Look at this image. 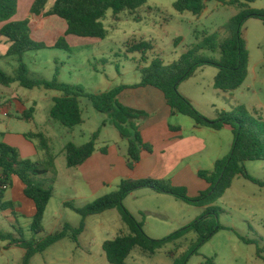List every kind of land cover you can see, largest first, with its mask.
Here are the masks:
<instances>
[{
	"label": "trees",
	"instance_id": "1",
	"mask_svg": "<svg viewBox=\"0 0 264 264\" xmlns=\"http://www.w3.org/2000/svg\"><path fill=\"white\" fill-rule=\"evenodd\" d=\"M217 2L238 6L240 12L226 25L229 36L220 41L216 35L205 36L201 44L193 47L183 54L176 62L164 65L161 60L155 59L151 65L141 70V81L134 86H117L101 93L90 94L80 86H72L61 83L58 80L59 70L56 71L52 81L35 76L24 63V56L30 52L48 49L45 44L37 42L32 37V29L28 19L20 22L11 20L18 13V0H0V38L8 39L11 43L7 57L16 58L18 67L13 75L0 69V86L9 87L19 84L27 90L45 89L57 91L61 96L54 99L51 109V118L63 127L73 130L83 124L80 100L87 98L94 109L108 117V124L115 127L121 138L128 141L127 167L134 170L140 163L142 152L152 153L153 148L144 143L139 121L147 118L146 112L124 106L119 101V96L127 89L154 88L160 91L171 109V115H182L192 119L197 127L209 128L221 131L230 127L234 136L232 152L219 159L212 171H199L198 177L208 184V189L193 198L189 196L186 187L175 186L170 180H122L117 191L97 199L93 203L77 208L70 203L65 207L72 209L81 216L82 222L75 228L70 224H64L61 229L44 239H37L45 233L44 219L47 207L54 197V188H45L38 182V178L45 176L55 169V156L49 142L43 134L27 135L29 140H39V148L47 153L44 162H33L21 158L17 149L0 143V210L14 209V204L5 201V194L13 186V178L18 177L25 186V196L32 200L36 206V214L33 218L30 231L33 234L27 239L21 228L16 229V235L0 230V242H6V248L18 247L25 251L22 264H31L34 256L46 252L55 244L71 239L78 243L85 232L86 219L97 216L111 210H119L123 223L129 230L128 235L118 236L116 239L105 242L103 250L110 264H127V260L133 251L139 249L145 255H155L167 244L175 243L185 238L189 233L195 232L197 242L192 250L181 260L174 264H186L191 255L198 254L205 244L223 230H232L220 222L221 209L213 203L223 198L225 193L232 188L235 179L244 178L249 182L264 188L261 181L246 170L248 162H264V120L253 119L249 116L245 107H238L233 113L223 112L219 119L210 121L206 119L192 104V102L179 92L180 85L191 78L198 69L212 66L218 69L215 78V89L224 93H232L239 90L249 76L250 53L246 41L242 36V29L249 19L260 20L264 25V10H253L248 4L259 0H216ZM147 4V0H35L30 14L32 16L55 17L67 25L64 36L60 37L53 49L70 52L68 37L83 39H105L107 31L103 20L109 11L115 16L123 12H136ZM174 9L179 13H192L201 16L206 9L205 0H177ZM180 40L176 41L179 44ZM153 50L151 44L140 43L134 45L130 52L142 53L143 58ZM202 51L219 53L220 59L204 58L200 56ZM142 61H146L145 58ZM35 110L29 109L25 118L30 119ZM105 126V124H104ZM173 131L180 128L171 127ZM100 131L96 132L92 140L77 146L69 143L65 153L67 166L75 169L85 164L96 151V142ZM107 154V150H102ZM5 187L7 189H5ZM152 190L161 195H170L184 203L204 208L203 215L192 223L175 232L171 236L155 240L144 231V224L124 206V201L134 192L140 190ZM254 244L253 241H244ZM264 252L258 251L259 258ZM204 264H216L213 258H205Z\"/></svg>",
	"mask_w": 264,
	"mask_h": 264
},
{
	"label": "rangeland",
	"instance_id": "2",
	"mask_svg": "<svg viewBox=\"0 0 264 264\" xmlns=\"http://www.w3.org/2000/svg\"><path fill=\"white\" fill-rule=\"evenodd\" d=\"M176 1L147 0V4L136 12L126 11L118 16L109 11L106 19L103 20L107 31L105 39L71 37L70 39H77L78 42L69 43L70 52L53 48L30 52L24 56V63L37 77L52 81L56 71L59 70L58 80L61 83L80 86L90 94H101L117 86L139 84L141 70L149 67L155 59L161 60L164 65H170L190 49L201 44L205 36L216 35L220 41L224 40L229 36L226 25L241 11L238 6L224 5L216 0H205L204 13L201 16H195L189 12H177L174 9ZM248 8L264 10V0L248 4ZM19 11L23 18L30 13L25 6H22ZM55 20L64 23L58 18ZM43 36L44 33L41 32V39ZM242 36L247 43L250 60L249 76L239 90L232 93L216 90L214 85L218 69L212 66L198 69L179 87V92L210 121L218 120L223 112L233 113L238 107H245L253 119L262 118L264 120L263 23L257 19L247 20L242 29ZM178 39L180 42L176 44ZM140 43H148L153 47V50L144 57L146 61H142V53L130 52L134 45ZM200 56L220 59L219 53L207 51H202ZM2 59L0 57V66L13 75L18 64L12 62V68H6L2 65ZM13 59L16 58L13 57ZM6 92L11 93L3 87L0 88V95H5ZM21 92L39 101L41 108L38 109V116L43 124L41 129H45V124L51 120L49 116L52 106L51 97L53 95L60 97L61 93L45 89H35V94L27 89ZM6 96L10 97V95ZM80 106L85 123L76 127L73 132L58 122H55L57 125L54 126L55 130L47 128V131L46 129L44 131L51 137L50 148L59 166L63 161V153L60 150L65 142L85 145L99 130H101V136L96 142V148L118 144L116 146L121 149V143L124 145L128 143L127 140H121L118 130L108 124V117L98 113L89 99L82 98ZM158 113L161 114L160 109L159 111L157 109L154 115L148 114L147 118L139 121L140 131L144 124L152 121ZM179 125L183 127L184 136H192V129L195 126L192 119L182 115H176L170 119L171 127ZM207 131L211 134L203 136L209 148L224 149L228 152L227 154L232 152L234 144L232 131L212 132L211 129ZM36 142L40 144L39 140ZM40 150L47 157V153ZM127 162L128 154L126 165ZM245 167L253 177L264 181V162H248ZM127 169L130 170L128 167ZM59 170H61L60 167L58 172ZM115 191H117V186L109 185L97 196L87 198L82 202L75 201L74 204L80 208ZM59 193V198L55 197L51 205L54 211L49 212L47 216L46 231L48 233L46 234L52 230L50 217L56 208L59 209L61 198L72 196V194L73 196L78 195L62 185ZM213 205L221 209V224L232 230L217 233L211 241L199 249L198 254L191 255L186 264H204L205 258H213L216 264H264V260L258 255L259 250L264 252V188L239 177L235 179L232 188L225 193L223 198L216 200ZM124 206L139 222L144 224L145 233L155 240L171 236L201 217L204 212L203 209L177 200L173 196L157 194L148 189L140 190L134 196H129L124 201ZM66 216V223L75 224L81 220V216L71 210H67ZM120 223L124 233L128 235L129 230L121 218ZM94 226L90 223V231L95 230ZM0 229L8 233L13 232L5 220H0ZM44 236L45 233L37 239L45 238ZM197 239V234L191 232L182 240L167 244L155 255H145L136 249L132 252L127 264H174L176 260L183 259L192 250ZM246 240L253 241L254 244H247L244 242ZM2 245L3 242H0V247ZM4 254L7 256L0 253V264H21L17 254L12 252H4ZM11 255L14 257L10 259ZM262 256L264 257V253Z\"/></svg>",
	"mask_w": 264,
	"mask_h": 264
},
{
	"label": "crops",
	"instance_id": "3",
	"mask_svg": "<svg viewBox=\"0 0 264 264\" xmlns=\"http://www.w3.org/2000/svg\"><path fill=\"white\" fill-rule=\"evenodd\" d=\"M34 2L35 0H18V13L11 21L20 22L28 19L30 21L33 39L52 48L59 38L64 36L67 25L66 23H59L55 20V17L44 18L43 16H32L30 13L26 18L21 17L20 8L25 6L27 10H31ZM41 32L44 33L43 39H41ZM68 38V43L78 42L77 39ZM10 46L11 43L8 39L0 38V57L3 58L2 65L6 68H12V62L17 63L13 57H7ZM0 69L6 72L5 68L1 66ZM1 87L7 91H11V93L8 94L6 92L5 95H0V143H5L17 149L21 158L24 160L36 162L46 161L47 157L39 149V144L36 140H29L27 135L43 134L47 137L50 146L51 137L47 132L45 134L44 131L45 129L47 131V128L55 130L54 126H57L55 125L56 121L51 118L50 112L54 106V99L59 96L53 95L51 97L52 106L49 112L51 120L47 121L48 123L45 124V129H41L43 124L38 116V109L41 108L39 101L36 98L24 95L22 92L20 93L24 88L22 89L19 84ZM30 91L33 92L32 94H35V90ZM6 95H10V97ZM119 101L124 106L144 111L147 115H154L157 109L158 111L159 109L161 110V114H156L154 119L145 123L140 131L144 143H150L151 145L147 144L150 146L153 145V152L148 153L143 151L140 163L136 165L134 170L130 171L126 167L128 143L127 145L121 143V149H118L116 146L118 144L96 148L93 156L85 164L78 168L70 169L67 166L65 149L69 143L73 142H65L60 150L63 153V161H61L60 166L56 159L55 169L37 179L45 188L52 187L55 189L54 197L50 201L45 214L44 237L57 232L66 224L67 210L73 211L65 207L66 203L77 207L74 204L75 201L82 202L86 201L87 198L97 196L102 190L109 187V185H116L118 189L122 180H143L149 178L170 180L175 186L186 187L189 196L195 198L209 187L205 181L198 177V172L202 170L212 171L215 163L219 159L229 155L224 149L209 148L203 136L211 134L207 131L210 130L209 128L197 127L195 125L192 129L191 137L184 136L181 125L175 127L180 128V130L173 131L170 128V119L175 116L171 115V109L167 105L164 95L154 88L127 89L119 96ZM31 108L35 112L30 119H26L25 114ZM84 123L85 121L83 120ZM223 130L232 131L230 127H225ZM99 131L101 136V130ZM211 131L215 132L214 130ZM121 140L123 139L121 138ZM103 149L107 150V154L102 153ZM59 167L61 170L58 172ZM61 185L66 186V188L74 191L79 196H73L72 194V196L61 198L59 209L56 208L50 217L52 230L49 234H46L47 216L49 212L54 211H52L51 205L55 197L59 198ZM24 191L25 186L23 182L18 177H14L12 188L8 189L5 194V201L14 204V209L6 211L0 210V220H5L10 225L13 231L12 234L16 235V229L21 228L26 238L31 239L33 234L30 231V227L36 214V206L32 200L25 196ZM137 192L140 191H136L130 196H134ZM89 204H85L80 208ZM201 209L204 210V208ZM120 218L121 215L117 209L89 217L85 221V232L80 237L78 243H74L71 239H65L49 248L46 252L34 256L31 264H110L103 250V246L107 241L114 240L120 235H126L120 223ZM81 222L82 218L75 224H68L77 228ZM90 223L95 225V230L90 231ZM6 245L7 243L3 242V245L0 247V253L4 256H7L4 252L15 253L20 257L19 261L22 264L25 251L18 247L7 249ZM11 257L13 258L14 256L11 255L9 258L11 259Z\"/></svg>",
	"mask_w": 264,
	"mask_h": 264
},
{
	"label": "built area",
	"instance_id": "4",
	"mask_svg": "<svg viewBox=\"0 0 264 264\" xmlns=\"http://www.w3.org/2000/svg\"><path fill=\"white\" fill-rule=\"evenodd\" d=\"M5 189H7V188L5 187Z\"/></svg>",
	"mask_w": 264,
	"mask_h": 264
}]
</instances>
